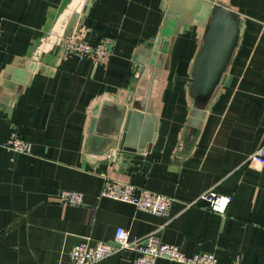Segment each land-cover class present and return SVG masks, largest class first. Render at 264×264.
<instances>
[{"label": "crops", "instance_id": "0c3cea01", "mask_svg": "<svg viewBox=\"0 0 264 264\" xmlns=\"http://www.w3.org/2000/svg\"><path fill=\"white\" fill-rule=\"evenodd\" d=\"M218 6L240 33L211 97H193L188 78ZM0 27V264H69L75 244L110 240L119 226L187 255L212 252L219 264H264V167L247 165L264 141V0H0ZM75 31L92 44L114 40L107 66L60 54L57 36ZM105 99L151 111L148 148H92ZM11 130L27 152L4 147ZM131 132L138 141L147 130L142 122ZM106 179L173 202L154 215L101 196ZM63 189L83 192V202L61 203ZM207 190L230 195L224 213L195 201ZM131 257L119 251L96 264Z\"/></svg>", "mask_w": 264, "mask_h": 264}, {"label": "built area", "instance_id": "2783aa9c", "mask_svg": "<svg viewBox=\"0 0 264 264\" xmlns=\"http://www.w3.org/2000/svg\"><path fill=\"white\" fill-rule=\"evenodd\" d=\"M1 35L2 28L0 27V38ZM113 44L114 40L107 36L100 37L92 44L87 36L75 31L59 37L56 47L65 58L89 59L94 64L105 67L110 61ZM2 144L18 152L29 150V142L16 130H11ZM247 165L264 167V141L249 156ZM101 196L131 203L138 209L157 216L167 215L173 202V198L168 195L117 179L104 181ZM58 199L63 204L75 205L83 202L84 195L79 190L63 189L59 192ZM195 201H202L210 210L224 213L231 197L214 190H207L200 193ZM119 251H129L132 254L129 264H156L159 259L181 264H219L212 252L203 251L187 255L181 246L163 241L156 233L131 238L129 231L121 226L115 229L114 237L110 240H94L86 237L75 244L69 251V264H96ZM225 264L244 263L235 259Z\"/></svg>", "mask_w": 264, "mask_h": 264}, {"label": "water", "instance_id": "95a60500", "mask_svg": "<svg viewBox=\"0 0 264 264\" xmlns=\"http://www.w3.org/2000/svg\"><path fill=\"white\" fill-rule=\"evenodd\" d=\"M240 33V22L233 13L223 6L216 7L210 17L203 45L195 61L190 81L193 97L210 98L213 94ZM61 33L59 36H62ZM15 77H20L15 69ZM148 108H139L135 102L123 104L105 99L90 125L92 148H100L98 153L110 150L133 153L148 148L157 129V119ZM146 128L144 136L136 141L133 128L142 123Z\"/></svg>", "mask_w": 264, "mask_h": 264}]
</instances>
